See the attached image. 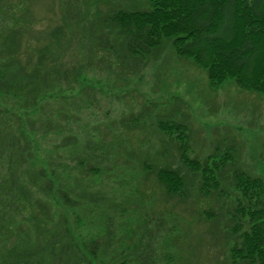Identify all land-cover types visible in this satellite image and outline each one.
Instances as JSON below:
<instances>
[{"label": "rangeland", "instance_id": "rangeland-1", "mask_svg": "<svg viewBox=\"0 0 264 264\" xmlns=\"http://www.w3.org/2000/svg\"><path fill=\"white\" fill-rule=\"evenodd\" d=\"M21 1L12 5L28 12L34 31L21 38L19 50L30 43L42 52L49 48L46 61L57 56L36 106L24 108L15 104L19 96L0 95L6 115L0 114L9 116L15 147L6 141L1 146L0 172L44 168L53 173L55 186L82 200L79 208L61 212L69 215L75 234L96 240L97 260L91 264H248L231 257L247 226L237 211V200L245 202L232 186V164L219 172L226 188L201 194L200 174L180 164L178 143L159 131L157 122L184 125L190 159L204 164L215 150L226 151L239 169L264 180V95L243 90L232 79L211 84L205 70L176 56L169 44L145 61L122 57L118 48L93 54L94 45L105 46L93 37L92 21L95 2L106 10L104 0ZM111 1L131 7L141 0ZM5 13L1 24L13 17ZM165 160L181 169L184 195H164L145 168ZM12 239L0 242V264H20L28 257L22 252L14 258ZM38 257L31 252L28 264ZM63 257L58 252L57 261L43 264H62Z\"/></svg>", "mask_w": 264, "mask_h": 264}, {"label": "trees", "instance_id": "trees-1", "mask_svg": "<svg viewBox=\"0 0 264 264\" xmlns=\"http://www.w3.org/2000/svg\"><path fill=\"white\" fill-rule=\"evenodd\" d=\"M18 1L21 0H0V95L13 100L19 96L21 101L16 100L15 104L32 108L46 90L48 84L43 83H50L47 78L53 73L48 68L56 62L57 52L55 58L54 54L46 61V53H50L47 47L42 52L29 43L24 51L19 50L21 38L34 30L28 12H18L12 5ZM98 3L93 6L92 21L96 23L93 37L105 46L94 45L93 54L118 48L122 57L145 61L169 44L176 56L190 58L205 70L211 84L232 79L237 87L264 95V0H141L131 7L104 0L102 5L107 6L106 10ZM5 12L13 17L1 24V18H7ZM57 28L55 43L62 36L60 27ZM109 39L112 43L108 46ZM33 53H37V60L33 59ZM4 111L0 113L6 115ZM8 120L9 116L0 114V149L5 141L8 148H15ZM157 128L170 141L178 143L180 164L200 174L198 190L203 195L221 190L222 184L226 188L219 172L226 164H232V186L245 202L237 200V211L245 215L247 226L239 233V242L232 249L231 257L235 262L264 264V180L239 169L226 151L217 154L215 150L204 164L190 159L186 128L180 122L159 120ZM6 161L11 164V155ZM149 165L145 168L154 174L164 195H184L187 182L179 167L174 168L166 160ZM54 179L53 173L49 175L44 168L19 174L7 167L0 172V242L12 237L13 245H17L14 258L22 256V252L29 257L33 252L34 256L39 254L34 260L36 264L57 261L58 252L64 254L62 264H91L92 259L97 260L96 240H85L75 234L68 222L69 215L61 212L62 208H79L82 200L70 197L64 186H55ZM95 204L90 202V206ZM51 205L56 207L57 217ZM24 210L26 213L18 220L19 211ZM55 218L63 219L54 223ZM28 257L19 259L18 263L28 264Z\"/></svg>", "mask_w": 264, "mask_h": 264}]
</instances>
